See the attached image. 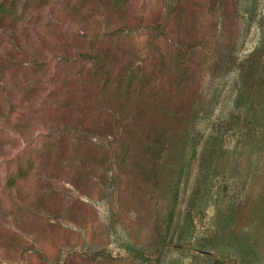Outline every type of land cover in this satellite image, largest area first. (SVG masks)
I'll return each mask as SVG.
<instances>
[{
	"label": "rangeland",
	"instance_id": "obj_1",
	"mask_svg": "<svg viewBox=\"0 0 264 264\" xmlns=\"http://www.w3.org/2000/svg\"><path fill=\"white\" fill-rule=\"evenodd\" d=\"M230 2L0 0V264H264Z\"/></svg>",
	"mask_w": 264,
	"mask_h": 264
},
{
	"label": "trees",
	"instance_id": "obj_2",
	"mask_svg": "<svg viewBox=\"0 0 264 264\" xmlns=\"http://www.w3.org/2000/svg\"><path fill=\"white\" fill-rule=\"evenodd\" d=\"M230 8L237 13L233 14V22L238 21L241 33L245 34L246 40L253 28L256 29V32L254 40H249L250 45H252L251 49H253L245 52L244 59L240 63L241 66L231 67L230 71L234 70L237 73L234 75V82H232V87L227 93V99L231 98L236 90L239 91L240 98L241 96L245 97L246 94L250 96L256 87L264 88V0H231ZM239 14H241V18H239ZM12 42L17 43L14 39H12ZM35 61H38V59L35 58ZM226 103L225 101L221 105L224 111L230 110V106ZM211 107L213 114L218 106L213 105ZM212 173H216L215 168Z\"/></svg>",
	"mask_w": 264,
	"mask_h": 264
}]
</instances>
